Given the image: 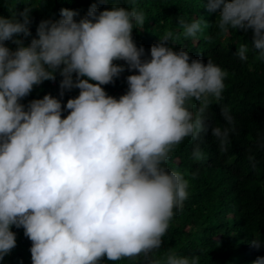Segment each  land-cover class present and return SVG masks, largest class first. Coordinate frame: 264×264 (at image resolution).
<instances>
[{"label":"clouds","instance_id":"clouds-1","mask_svg":"<svg viewBox=\"0 0 264 264\" xmlns=\"http://www.w3.org/2000/svg\"><path fill=\"white\" fill-rule=\"evenodd\" d=\"M131 3L104 10L94 3L78 20L77 10L62 8L59 20L40 21L28 44L32 7L0 16V260L16 246L14 225L32 241V264L141 256L144 264H200L199 256L175 252L165 262L155 258L174 210L189 195V181L165 165L184 138L199 141L210 127L221 154L228 151L236 130L230 109L220 110L230 127L207 123L228 73L210 58L205 63L183 47L175 50L179 36L171 30L145 58L133 38L145 13ZM205 6L218 12L221 33L251 30L256 59L264 61V0H207ZM178 23L188 38L203 22ZM248 51L242 44L235 54L247 61ZM126 67L134 73L126 93L108 95L103 85ZM57 72L60 96L74 88L78 96L66 105L51 94L21 103ZM191 158H205L199 143ZM251 244L259 248L262 241Z\"/></svg>","mask_w":264,"mask_h":264},{"label":"trees","instance_id":"trees-1","mask_svg":"<svg viewBox=\"0 0 264 264\" xmlns=\"http://www.w3.org/2000/svg\"><path fill=\"white\" fill-rule=\"evenodd\" d=\"M99 10L115 5L131 8V0H0V16L9 17L11 11H22L32 7L30 25L32 35L25 44L36 36L41 20H59L62 8L79 12L76 19L83 17L92 4ZM207 0H135L138 10L145 13L143 29L133 30L137 46L145 48V58H150V48L166 31L179 36L175 50L181 47L189 51L194 59L207 63L210 58L228 73L225 89L220 101H213L208 110V124L230 127L220 115L222 107L230 109L235 121V132L230 134L228 151L221 154L218 142L213 138L211 127L199 141L190 137L176 146L165 167L176 170L189 181V195L175 215L163 239L162 247L155 258L166 261L170 252L179 256L200 257V264H254L264 257V61L256 59L258 53L252 48V32L230 30L221 33L215 23L218 12L209 13ZM202 20L201 31L196 37L185 38L178 21ZM8 46L16 45L8 41ZM249 48L248 60L241 61L235 54L238 46ZM124 64V61H115ZM134 74L127 67L114 81L103 85L108 95L119 98L128 89L127 76ZM62 77L56 73L55 81H44L34 86L32 92L21 103L51 94L62 100L79 95V89L66 91L60 96ZM197 103V107L199 102ZM67 111L62 113L66 117ZM199 143L205 158L194 161L191 153ZM249 156L254 157L250 161ZM195 174V175H194ZM16 246L5 255L0 264H32V241L24 229L14 225ZM260 239L259 248L251 244ZM100 264H144V258H123L119 261L102 260Z\"/></svg>","mask_w":264,"mask_h":264}]
</instances>
